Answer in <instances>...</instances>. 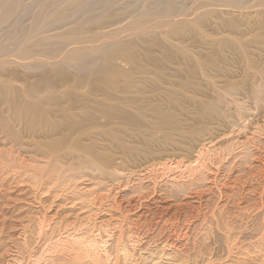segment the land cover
I'll return each mask as SVG.
<instances>
[{
	"label": "rangeland",
	"instance_id": "rangeland-1",
	"mask_svg": "<svg viewBox=\"0 0 264 264\" xmlns=\"http://www.w3.org/2000/svg\"><path fill=\"white\" fill-rule=\"evenodd\" d=\"M14 3L0 264H264V0Z\"/></svg>",
	"mask_w": 264,
	"mask_h": 264
},
{
	"label": "bare ground",
	"instance_id": "bare-ground-1",
	"mask_svg": "<svg viewBox=\"0 0 264 264\" xmlns=\"http://www.w3.org/2000/svg\"><path fill=\"white\" fill-rule=\"evenodd\" d=\"M33 1V0H32ZM31 3V2H30ZM19 8V5L17 4V3H14V4H12V5H10V6H8L4 11H3V9L1 10V11H3L1 14H0V19L1 20H3V21H7V20H9L13 15H14V13L17 11V9ZM38 29H39V25H38V23H35L34 24V26L31 28V32H37L38 31ZM43 38H45V37H43ZM38 40H44V39H38ZM57 162H60L59 161V159L55 156V155H53L49 160H48V162H47V165L48 166H51V168H54V167H56V166H58V163ZM62 163V162H61ZM54 173V172H53ZM66 173V171H59L58 173H57V177H58V180H61L62 178H63V175ZM47 173H37V178H39V179H41V183L40 184H42V183H44L43 182V180L45 179V178H47ZM49 177V176H48ZM36 178V179H37ZM49 179V178H48ZM51 179V178H50ZM41 186H43V185H41ZM61 188V187H60ZM58 190V189H57ZM63 194V193H62ZM192 194V193H191ZM67 195V194H66ZM97 197V196H96ZM102 199V198H101ZM78 200V199H77ZM99 202V201H98ZM97 205V204H96ZM77 209V208H76ZM92 220V219H91ZM40 223V222H39ZM62 224V223H61ZM48 228V227H47ZM67 228V227H66ZM58 229V228H57ZM77 229V228H76ZM73 230V229H72ZM79 230V229H78ZM46 231V230H45ZM74 231V230H73ZM44 232V231H43ZM57 233V232H56ZM49 234V233H48ZM59 234V233H58ZM63 234V233H62ZM79 234V233H78ZM38 236V235H37ZM64 236V235H63ZM66 236V235H65ZM72 236V235H71ZM131 237V236H130ZM47 238V237H46ZM48 240V239H47ZM66 240V239H65ZM38 241V240H37ZM36 241V242H37ZM81 242V241H80ZM137 242V241H136ZM81 244V243H80ZM83 244V243H82ZM122 244V243H121ZM32 245H34V244H32ZM76 245V244H75ZM79 245V244H78ZM107 245V244H106ZM31 246V245H30ZM54 246V245H53ZM63 246V245H62ZM65 246V245H64ZM71 246V245H70ZM84 246V245H83ZM16 247V246H15ZM26 247V246H25ZM44 247V246H43ZM42 247V248H43ZM55 247H57V246H55ZM66 247V246H65ZM58 248H60V247H58ZM77 248V247H76ZM74 249V251L75 250H77V249ZM84 248V247H83ZM39 249V248H38ZM49 249V248H48ZM44 250V249H43ZM56 250H57V248H56ZM16 251V250H15ZM18 251H19V249H18ZM22 251V250H21ZM20 251V252H21ZM39 251V250H38ZM54 251V250H53ZM35 252V251H34ZM83 252V251H82ZM87 252V251H86ZM86 252H85V254H86ZM89 252V251H88ZM19 253V252H18ZM42 253V252H41ZM25 254V253H24ZM36 254V253H35ZM40 254V253H39ZM52 254V253H51ZM56 254V253H55ZM77 254H79V253H77ZM77 254H76V256H77ZM95 254V253H94ZM37 255H38V253H37ZM53 255V254H52ZM68 255V254H67ZM73 255V254H72ZM110 255V254H109ZM75 256V257H76ZM92 256V255H91ZM107 256V255H106ZM150 256H152V255H150ZM59 257V256H58ZM67 257H69V256H67ZM98 257V256H97ZM100 257V256H99ZM98 257V258H99ZM113 257V256H112ZM127 257V256H126ZM29 258V257H28ZM37 258V257H36ZM48 258V257H47ZM95 258H96V256H95ZM111 258V257H110ZM115 259H116V257H114ZM124 258V257H123ZM20 259V258H19ZM62 259V258H61ZM76 259V258H75ZM90 259V258H89ZM100 259V258H99ZM113 259V258H112ZM111 259V260H112ZM125 259V258H124ZM127 259V258H126ZM21 260V259H20ZM26 260V259H25ZM36 260V259H35ZM52 260V259H51ZM59 260V259H58ZM57 260V261H58ZM77 261H78V259H76ZM76 260H74V261H76ZM81 260V259H80ZM93 260V259H92ZM104 260V259H103ZM153 260V259H152ZM29 261V260H28ZM95 261H97V260H95ZM94 261V262H95ZM100 261V260H99ZM35 262V261H34ZM62 262V261H61ZM67 262V261H66ZM71 262V261H70ZM88 262V261H87ZM91 262V261H90ZM32 263V262H31ZM30 263V264H31ZM57 263V262H56ZM55 263V264H56ZM68 263H69V261H68ZM79 263H81L80 261H79ZM112 263V262H111ZM148 263H149V261H148ZM23 264V263H22ZM88 264V263H87ZM143 264H144V261H143Z\"/></svg>",
	"mask_w": 264,
	"mask_h": 264
}]
</instances>
